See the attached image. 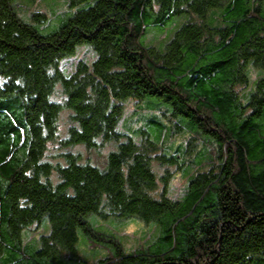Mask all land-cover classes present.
I'll use <instances>...</instances> for the list:
<instances>
[{
  "label": "trees",
  "instance_id": "1",
  "mask_svg": "<svg viewBox=\"0 0 264 264\" xmlns=\"http://www.w3.org/2000/svg\"><path fill=\"white\" fill-rule=\"evenodd\" d=\"M22 1L0 0V264H264V0H66L28 18ZM81 48L95 59L69 73ZM131 101L144 125L124 132ZM123 221L152 240L127 250Z\"/></svg>",
  "mask_w": 264,
  "mask_h": 264
},
{
  "label": "rangeland",
  "instance_id": "2",
  "mask_svg": "<svg viewBox=\"0 0 264 264\" xmlns=\"http://www.w3.org/2000/svg\"><path fill=\"white\" fill-rule=\"evenodd\" d=\"M23 6V14L22 16L25 18H28V15L33 11H40L41 13H48L50 14V11L54 9L57 13H62L67 9L66 6V0H31L28 2V0L22 1ZM59 6V7H58ZM59 8V9H57ZM64 10V11H63ZM63 11V12H62ZM57 26H53L50 28H45L42 30V33L44 35L51 34L55 30H57ZM159 30L156 29L154 32H158ZM173 30L170 32L168 31V35L166 34H157L153 33L148 35L147 43L148 45H152L155 47H159L164 44V42L167 40V37L172 36ZM95 59V54L88 48H81L77 55L74 58H71L69 60H65L62 64L63 69H66L69 73L72 72L76 66V64L80 61H86L88 63L93 62ZM257 72V71H254ZM126 108V116H125V123L121 124L120 129L121 131L126 130H135L137 127L139 128L144 125L143 121H139L138 118L133 117L134 114H138V108L137 104L134 102H128L125 104ZM145 115V114H143ZM143 118V117H142ZM66 134L65 129V123H62L61 126V137L63 138ZM75 151L81 152V155L87 159H89L93 164H102L104 160L103 157L97 156L95 153L88 152L83 147H77ZM61 149H59L58 146H50L48 157L54 162L60 161V155H61ZM188 178L185 177V175L177 171L176 169L173 170V178L169 185L168 190V196L172 198L173 200H179L183 196L185 189L188 184ZM123 229V230H122ZM46 228L40 226H33L30 228L26 234L31 239L38 238L40 235L45 234ZM119 236L122 238V241L124 243V246L129 251H134L138 248H140L143 245H146L148 242L152 240V236L155 233V228H149L145 225H141L139 223H136L134 221L128 222L123 221L121 222V226L119 229ZM80 246L82 247L81 252L88 255L89 259L93 260L95 255L96 257L98 255H101L100 253H95L96 249H99L103 255L106 254L104 247H97V245H93L91 243H88L86 240L80 243Z\"/></svg>",
  "mask_w": 264,
  "mask_h": 264
}]
</instances>
